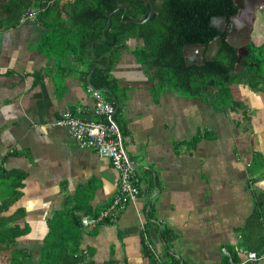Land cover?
<instances>
[{"label": "crops", "instance_id": "1", "mask_svg": "<svg viewBox=\"0 0 264 264\" xmlns=\"http://www.w3.org/2000/svg\"><path fill=\"white\" fill-rule=\"evenodd\" d=\"M71 11L0 30V227L27 230L8 256L26 250L39 260L51 221L97 216L114 201L120 180L111 163L57 124L65 112L106 122L94 114L92 88L116 109L140 196L117 222L80 227L88 262L244 264L264 236L258 222L248 229L264 196V93L234 86L226 106L189 97L141 65L142 40L96 57L104 32L90 60L48 54L46 38L75 35ZM99 69L108 71L103 89L91 83ZM0 264H9L2 252Z\"/></svg>", "mask_w": 264, "mask_h": 264}, {"label": "trees", "instance_id": "2", "mask_svg": "<svg viewBox=\"0 0 264 264\" xmlns=\"http://www.w3.org/2000/svg\"><path fill=\"white\" fill-rule=\"evenodd\" d=\"M58 1L0 0V30L20 25L22 14L31 8H46L39 19L48 18L50 12L57 8H68L72 10L69 17L77 29L75 35L63 33L55 35V38L48 37L42 48L58 58L73 55L79 60H90L92 44L103 39V32L113 15L112 27L106 31L107 42L96 46V57H100V49L112 53L124 47L130 38H135L143 41V46L137 51L139 62L151 72L152 78L165 87L171 86L189 97H203L212 104L222 106L232 103L234 86H247L264 93V44L252 42L247 46L248 56L241 60L242 72L236 73L238 51L228 44L225 35L211 26L213 18L223 17L230 21L237 15L234 0H153L156 13L143 25L124 22L146 20L151 11L147 0ZM122 6L128 7L127 14L124 10L118 12ZM216 37H220L223 44L214 62H206L203 66L188 63L184 56L185 48L199 45L208 48ZM108 79V71L99 69L91 83L95 89H103L109 86ZM8 175L12 177L16 174ZM68 215L69 212H64L62 220L49 223L50 232L44 240L39 260L36 261L32 253L26 250H14L8 256L12 250L10 246L15 245L16 238L26 234L27 230L19 229L13 235H4V231L10 234L12 230L0 227V252L9 260V264H95L88 262L92 251L88 256L81 249V220ZM253 221L258 222L259 229L264 232L262 195L258 197L248 229L252 228ZM247 241L245 239L246 244L250 242ZM259 242L252 251L263 254L264 236L260 237ZM150 259L154 261L153 257ZM173 264L178 263L173 261Z\"/></svg>", "mask_w": 264, "mask_h": 264}, {"label": "built area", "instance_id": "3", "mask_svg": "<svg viewBox=\"0 0 264 264\" xmlns=\"http://www.w3.org/2000/svg\"><path fill=\"white\" fill-rule=\"evenodd\" d=\"M46 8H31L24 12L20 25L35 24ZM94 98V114L105 118L106 122H89L71 112H65L57 123L65 127L75 145L81 150H92L100 157L107 159L119 175V191L111 206L97 216H84L81 225L85 229H95L107 222L113 223L123 215L129 206L135 204L140 196L139 179L136 168L125 154L118 127L114 122L115 107L107 102L100 91L89 89ZM264 260V253H250L244 264H256Z\"/></svg>", "mask_w": 264, "mask_h": 264}, {"label": "water", "instance_id": "4", "mask_svg": "<svg viewBox=\"0 0 264 264\" xmlns=\"http://www.w3.org/2000/svg\"><path fill=\"white\" fill-rule=\"evenodd\" d=\"M148 5L151 7V11L150 14L148 16V18L144 21H127L124 22L125 24H137V25H143L146 24L147 22H149L153 16L156 13V8L153 5V0H147ZM234 3L236 5V7L238 8V13L237 16L234 18V23L237 25L236 21L239 19H243V18H248V27H246V29L243 31H237L235 32L233 30V34L228 33L227 36V42L228 44L233 47L234 49H236L238 51V56H239V63L235 69V72H239L241 70V60L243 57H247L248 56V51H247V46L250 45L252 43V39H251V34L253 31V25L255 22V13L257 11H259L260 9L263 8L264 6V0H234ZM124 10L126 12V14L129 12V9L127 6H122L121 8L118 9V12ZM112 16L109 19V22L106 26V29L104 31V39L103 41H98L97 43L101 44V43H106L107 42V36H106V31L111 29L112 26ZM222 22L223 26H226L227 23V19L223 18V19H216L214 22ZM240 21V20H239ZM241 24L243 21H240ZM245 23V22H243ZM246 24V23H245ZM214 26V25H213ZM215 28V26H214ZM221 32V31H219ZM223 42L220 38H216L208 47V49L206 50V46L205 45H199V46H189L187 48H185L184 51V56L186 59H189L191 54H196L197 59H198V63H195L196 66H203L205 65V62H213L222 46ZM95 44L92 45V49H94ZM193 50V51H190ZM94 56V55H93ZM212 58V59H211ZM100 68H103V66H99ZM115 122V120H114ZM116 124V122H115ZM117 126V124H116ZM118 127V126H117ZM119 129V127H118ZM122 139V137H121ZM122 145H123V149L125 151V154L129 160V162L132 164V161L130 160L129 154L127 153L123 140H122Z\"/></svg>", "mask_w": 264, "mask_h": 264}, {"label": "flooded vegetation", "instance_id": "5", "mask_svg": "<svg viewBox=\"0 0 264 264\" xmlns=\"http://www.w3.org/2000/svg\"><path fill=\"white\" fill-rule=\"evenodd\" d=\"M237 16V15H236ZM235 16V17H236ZM235 17H233L230 21H228L227 20V25L226 26H223V23L220 21V22H214L216 19H223V17L222 18H213L212 20H211V26L214 28V26H215V30L218 32V33H220L221 35H225L226 36V40H227V36H228V33H231V34H233V30L235 31V32H237V31H243V29L245 30L246 29V27H248V18H241V19H239L240 21H243V22H245V23H243L242 22V24H241V22L239 21V20H237L236 21V23H237V25L234 23L235 21H234V18ZM214 25V26H213ZM219 31H221V32H219ZM216 38H220V37H216ZM215 38V39H216ZM214 39V40H215ZM221 39V38H220ZM213 40V41H214ZM212 41V42H213ZM201 46V45H200ZM208 48H206V50H207ZM190 51H193V50H190ZM219 53V52H218ZM218 55V54H217ZM197 55L196 54H191V56H190V58L189 59H186L187 61H188V63H190V64H192V65H195V63H198V59H197V57H196ZM212 59V58H211ZM217 59V56H216V58H215V60ZM214 60V61H215ZM213 61V62H214ZM206 63V62H205ZM207 63H211V62H207ZM240 64H241V62H240ZM240 72H242V69L238 72V73H240ZM237 73V72H236Z\"/></svg>", "mask_w": 264, "mask_h": 264}, {"label": "rangeland", "instance_id": "6", "mask_svg": "<svg viewBox=\"0 0 264 264\" xmlns=\"http://www.w3.org/2000/svg\"><path fill=\"white\" fill-rule=\"evenodd\" d=\"M260 14L264 15V6L263 8L257 13L256 24L254 26V32L252 35V42L257 45L264 44V16H259ZM261 17V18H260Z\"/></svg>", "mask_w": 264, "mask_h": 264}]
</instances>
